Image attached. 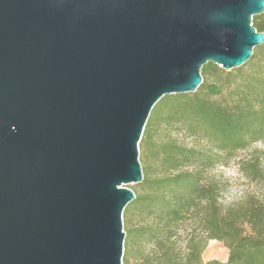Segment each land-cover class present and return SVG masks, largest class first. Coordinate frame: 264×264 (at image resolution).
<instances>
[{"label": "water", "instance_id": "water-1", "mask_svg": "<svg viewBox=\"0 0 264 264\" xmlns=\"http://www.w3.org/2000/svg\"><path fill=\"white\" fill-rule=\"evenodd\" d=\"M264 0H0V264H123L164 95L243 65Z\"/></svg>", "mask_w": 264, "mask_h": 264}, {"label": "trees", "instance_id": "trees-1", "mask_svg": "<svg viewBox=\"0 0 264 264\" xmlns=\"http://www.w3.org/2000/svg\"><path fill=\"white\" fill-rule=\"evenodd\" d=\"M252 25L264 31V14ZM245 63L208 62L194 92L152 107L139 141L143 177L122 215L123 264H264V148H251L264 141V42ZM244 150L237 171L257 189L223 201L216 170ZM209 240L227 248L225 261L202 260Z\"/></svg>", "mask_w": 264, "mask_h": 264}, {"label": "rangeland", "instance_id": "rangeland-1", "mask_svg": "<svg viewBox=\"0 0 264 264\" xmlns=\"http://www.w3.org/2000/svg\"><path fill=\"white\" fill-rule=\"evenodd\" d=\"M261 14H264V12ZM260 45H257L254 47L255 53H258L260 51ZM251 58H252V55L250 56V58L247 60L245 64H248ZM252 147L262 149L264 148V141H256L251 144V148ZM247 152H248L247 150L236 152L233 155V157L230 159L226 167H219L216 170V172L220 171L222 174V177L225 178L227 181V184L221 193V198L223 201H231L233 199L239 198L245 192L254 191L257 189L254 183H249L248 181H246L239 175V172L237 171V165L235 164V161L238 158L247 156ZM139 161L140 163L141 161H143V156L140 153H139ZM262 163L264 165V159H262ZM138 183H130V184H127L126 186L131 188L132 190H138V185H137ZM124 226L127 227V223H125ZM227 254H228V250L223 245V243L217 240H209L206 247L204 248L202 252L201 257L204 262L211 260V259L225 261L227 258ZM132 260H133V257L132 255H130V261Z\"/></svg>", "mask_w": 264, "mask_h": 264}]
</instances>
